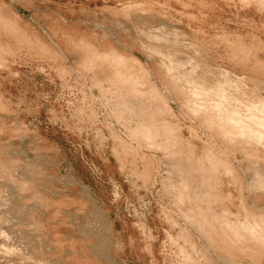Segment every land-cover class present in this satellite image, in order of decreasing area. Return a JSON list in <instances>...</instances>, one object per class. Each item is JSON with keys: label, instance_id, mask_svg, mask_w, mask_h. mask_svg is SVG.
Here are the masks:
<instances>
[{"label": "rangeland", "instance_id": "obj_1", "mask_svg": "<svg viewBox=\"0 0 264 264\" xmlns=\"http://www.w3.org/2000/svg\"><path fill=\"white\" fill-rule=\"evenodd\" d=\"M250 103L264 0H0V264H209L221 176L264 163Z\"/></svg>", "mask_w": 264, "mask_h": 264}, {"label": "crops", "instance_id": "obj_2", "mask_svg": "<svg viewBox=\"0 0 264 264\" xmlns=\"http://www.w3.org/2000/svg\"><path fill=\"white\" fill-rule=\"evenodd\" d=\"M253 151L247 148L249 154ZM259 152L256 151L257 156ZM229 166L233 173L221 176L222 188L219 187V195L214 200L215 207L211 215H214L215 225L214 230L209 232V242L200 240L196 244L199 251L213 252L209 253V264H218L217 256L222 257L226 264H243L247 257H251V253L262 252V259L264 256V193L259 190L250 192L245 185L248 176L245 179L238 173V170L246 169L262 171L264 163H244L241 167L231 163ZM194 170H199V167ZM188 231L197 233L196 229Z\"/></svg>", "mask_w": 264, "mask_h": 264}, {"label": "bare ground", "instance_id": "obj_3", "mask_svg": "<svg viewBox=\"0 0 264 264\" xmlns=\"http://www.w3.org/2000/svg\"><path fill=\"white\" fill-rule=\"evenodd\" d=\"M165 53V52H164ZM170 56V55H169ZM176 65L177 64H174L173 63V61L171 60V68H175L176 67ZM222 71V70H221ZM229 75V74H228ZM231 75V74H230ZM227 76V77H229L228 79H232V76ZM234 77V76H233ZM198 78H200V80H202V79H204L202 76H199ZM226 78V77H225ZM238 78H240V77H238ZM184 79L187 81V82H189V83H191L192 85H194V86H197V85H199L200 83H197V81H195L194 80V78H193V76L192 75H188V74H185L184 75ZM235 82H237V80L235 81ZM225 83V82H224ZM216 84V83H215ZM237 84V83H236ZM211 85H213V83L211 84ZM214 86H216L217 87V91H218V94H220V100L221 101H226V102H229V98L227 97V93H226V90H225V88L222 86V85H220V84H216V85H214ZM234 87V86H233ZM240 88V87H239ZM217 104H219V103H217ZM248 105V107L253 111V112H264V104H258V103H250V104H247ZM217 106H220V105H217ZM230 120H232V122H233V118H229ZM253 124L255 125V126H257V127H255V126H253ZM258 126H260V127H264V125H263V121L261 120V119H259L257 116H253L252 117V120H251V123H248V124H242L241 125V133H242V136H244L245 134V132L247 133L248 131H254V132H256L257 134H261V130H259V128H258ZM249 133V132H248ZM256 134V135H257ZM263 134H261V136H262ZM246 136V135H245ZM250 136V137H249ZM248 137H249V139L251 138V141H252V139H253V141L252 142H256V143H260L261 141H260V139L259 140H256V138L254 139L253 138V136H254V134L252 135V137H251V135H249ZM260 136V135H259ZM255 137V136H254ZM263 138H264V135H263ZM248 139V140H249ZM255 140V141H254Z\"/></svg>", "mask_w": 264, "mask_h": 264}]
</instances>
